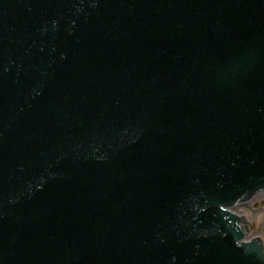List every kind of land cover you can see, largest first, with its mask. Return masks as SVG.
I'll return each instance as SVG.
<instances>
[{
  "label": "water",
  "instance_id": "1",
  "mask_svg": "<svg viewBox=\"0 0 264 264\" xmlns=\"http://www.w3.org/2000/svg\"><path fill=\"white\" fill-rule=\"evenodd\" d=\"M264 0H0V264H264Z\"/></svg>",
  "mask_w": 264,
  "mask_h": 264
},
{
  "label": "flooded vegetation",
  "instance_id": "2",
  "mask_svg": "<svg viewBox=\"0 0 264 264\" xmlns=\"http://www.w3.org/2000/svg\"><path fill=\"white\" fill-rule=\"evenodd\" d=\"M250 205L255 207L250 209L249 213H245L244 209ZM235 210L241 214L248 227L247 236L259 239L264 247V188L258 190L249 199L238 202Z\"/></svg>",
  "mask_w": 264,
  "mask_h": 264
},
{
  "label": "rangeland",
  "instance_id": "3",
  "mask_svg": "<svg viewBox=\"0 0 264 264\" xmlns=\"http://www.w3.org/2000/svg\"><path fill=\"white\" fill-rule=\"evenodd\" d=\"M255 206L250 205L247 209H244L245 213H249V211H251L250 209L254 208ZM240 211V210H239Z\"/></svg>",
  "mask_w": 264,
  "mask_h": 264
}]
</instances>
